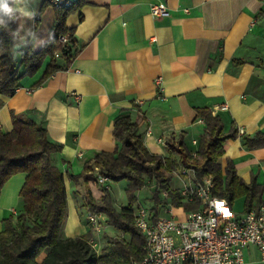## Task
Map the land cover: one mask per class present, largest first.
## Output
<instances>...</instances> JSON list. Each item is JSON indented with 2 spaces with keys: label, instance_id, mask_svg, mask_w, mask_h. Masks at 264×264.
<instances>
[{
  "label": "crops",
  "instance_id": "obj_1",
  "mask_svg": "<svg viewBox=\"0 0 264 264\" xmlns=\"http://www.w3.org/2000/svg\"><path fill=\"white\" fill-rule=\"evenodd\" d=\"M159 4L167 14L152 16L150 7ZM11 6L18 61L25 45L37 52L49 41L55 9L44 0H11ZM65 28L75 48L57 58L59 70L33 87L45 61L33 77L21 79L12 96L0 94L2 133L11 131L13 114L41 126L60 147L51 163L63 175L66 192L63 239L100 235L87 223L85 201H99L103 187L70 176L82 175L97 153L115 151L113 124L122 111L137 123L147 151L167 157L158 139L183 134L194 154L204 129L197 112L209 110L221 118L224 133L231 126L238 131L223 144L221 166L229 161L245 184L264 186V149L250 150L242 140L264 133V0H85L66 18ZM222 106L226 109L217 110ZM95 173L96 168L86 175ZM24 180V174H15L0 191V233L5 220L23 211ZM111 201L117 211L126 207L121 202L116 207L113 196ZM97 220L105 236L114 232L102 214ZM243 259L264 264L254 248L245 249Z\"/></svg>",
  "mask_w": 264,
  "mask_h": 264
},
{
  "label": "trees",
  "instance_id": "obj_2",
  "mask_svg": "<svg viewBox=\"0 0 264 264\" xmlns=\"http://www.w3.org/2000/svg\"><path fill=\"white\" fill-rule=\"evenodd\" d=\"M85 0H79L71 8L55 9V25L49 41L37 52L28 45L19 50V60L12 52L13 42L18 38L17 14L12 9L11 0H0L12 9L6 13L0 7V94L12 96L20 88L24 77H33L48 61L40 79L33 85L38 86L59 70V57L67 58L75 48V41L65 28L66 18L77 11ZM70 33L66 44L58 41L60 36ZM22 69V71H21ZM197 118L204 125L203 135L198 140L197 150L193 154L184 144V135L165 142L167 157L150 154L138 133V125L132 121L126 111H122L114 120L113 137L117 147L113 153L100 152L90 165L84 167L79 176H70L73 182L82 178L96 183L92 175L86 173L96 168L98 173L110 182L125 180V193L128 205L117 211L112 205L108 190H102V197L95 201L88 197L85 201L88 213L105 217L106 225L116 229L127 241L121 238L107 240L106 245L96 254L88 245L89 236L74 239L61 237L66 212V192L63 175L52 165L51 155L60 147L47 140L45 130L33 123L11 114L12 129L9 133L0 131V191L4 184L15 174H24V184L19 196L23 203L22 213L14 220H5L0 233V264H133L143 257L144 238L134 226L132 205L135 193L154 186L151 209L153 221L159 218V211L167 205L159 195L166 192L174 206L185 210H194L197 203H181L178 191L169 187L170 176L180 169L192 170L198 182L209 177L213 183L212 195L225 199L232 206L236 199H243L245 212L258 209L264 186L254 181L245 184L236 176L231 162L222 167L219 160L224 154L223 144L236 139L238 131L231 129L224 133L220 117L213 116L207 109L197 112ZM250 150L264 149V133L257 132L252 137H242ZM29 220H32L29 223ZM16 224V226H15ZM47 250L40 262L37 258Z\"/></svg>",
  "mask_w": 264,
  "mask_h": 264
},
{
  "label": "built area",
  "instance_id": "obj_3",
  "mask_svg": "<svg viewBox=\"0 0 264 264\" xmlns=\"http://www.w3.org/2000/svg\"><path fill=\"white\" fill-rule=\"evenodd\" d=\"M78 1L44 0L54 9L71 8ZM150 14L164 16L167 9L162 4L153 5ZM69 37L67 33L58 41L66 44ZM225 109V106L217 108ZM158 143L166 146L162 139H158ZM174 173L185 181L177 190L181 203H197L198 206L194 210L183 208V219L178 220L173 214L170 197L162 192V197L169 202L164 210L165 217L153 221L151 213L138 210L134 214V226L144 238L143 257L133 264H244L243 252L248 248L256 249L264 262V205L236 214L225 199L212 195L213 183L209 177L198 182L192 170L180 169ZM94 178L108 190L110 181L97 169ZM97 216L88 213L87 223L100 232L102 227ZM89 242L96 246L94 239Z\"/></svg>",
  "mask_w": 264,
  "mask_h": 264
},
{
  "label": "rangeland",
  "instance_id": "obj_4",
  "mask_svg": "<svg viewBox=\"0 0 264 264\" xmlns=\"http://www.w3.org/2000/svg\"><path fill=\"white\" fill-rule=\"evenodd\" d=\"M127 186V182L125 180H121L118 182H115L114 184L110 185V190H109V194L111 196H113V198L116 200V207H118V202H121L123 205H128V199H127V195L125 193V189ZM169 186L171 190H179L182 188V182L180 181V179L178 178L177 175H175V173H172L170 176V182H169ZM154 191V186H147L141 190H139L138 192L135 193V202L132 205V210L133 213L136 214L138 210L143 209L146 212L150 213L151 209L154 206V201L152 200V192ZM159 199L161 201H164L165 199L162 197V193H160L159 195ZM167 203H169L167 201ZM169 207L168 205H166L164 208H161L159 211V217H165L166 214L164 213L165 208ZM232 208L234 210V212L236 214H242L244 211L243 208V199H236L233 204H232ZM173 214L176 218H178V220H182L183 219V215H184V209L181 206H173ZM86 217V216H85ZM32 220H29V223H31ZM16 226V224H15ZM111 229L114 232H108L107 234H109V236H105L106 234L104 233L103 230H101L100 235L98 238H93L94 239V243H96V246H93V243H90V239H88V245L90 247V249L92 251H94L97 255L100 254V251L103 249V247L106 245L107 240L112 239V238H121L125 241H127V237L122 236L116 229L112 228ZM115 233V236L114 234ZM47 250L44 251L38 258H37V262H40L43 257L46 255Z\"/></svg>",
  "mask_w": 264,
  "mask_h": 264
},
{
  "label": "clouds",
  "instance_id": "obj_5",
  "mask_svg": "<svg viewBox=\"0 0 264 264\" xmlns=\"http://www.w3.org/2000/svg\"><path fill=\"white\" fill-rule=\"evenodd\" d=\"M6 13H10L12 9L7 4L0 5ZM27 14V13H26Z\"/></svg>",
  "mask_w": 264,
  "mask_h": 264
}]
</instances>
